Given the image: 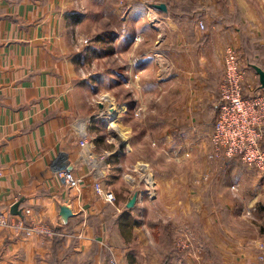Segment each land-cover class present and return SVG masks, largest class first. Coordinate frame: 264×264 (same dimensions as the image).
<instances>
[{
  "label": "crops",
  "instance_id": "crops-1",
  "mask_svg": "<svg viewBox=\"0 0 264 264\" xmlns=\"http://www.w3.org/2000/svg\"><path fill=\"white\" fill-rule=\"evenodd\" d=\"M186 1H158L167 12L148 11L153 0L121 1L127 10L113 39L111 79L115 90L132 94L121 103L147 133L130 125L133 155L112 157V205L100 200L91 178L78 194L57 174L77 154L73 124L91 114L89 87L98 81L81 74L84 60L94 56L82 50V32L89 25L98 36L103 19L89 21L83 0H0V212L11 222L42 216L61 234L27 238L2 230L0 264H111L113 258L116 264H264V180L237 158L221 164L209 158L227 47L238 50L246 93L264 95L254 69L264 67V0ZM152 141L159 146L156 165L139 148ZM132 158L163 171L156 174L155 196L138 195L128 209L136 193L125 169ZM216 168L212 196H201L193 173L213 176ZM18 202L22 216L11 213ZM62 206L73 212L66 224ZM179 238L186 248L179 249Z\"/></svg>",
  "mask_w": 264,
  "mask_h": 264
},
{
  "label": "built area",
  "instance_id": "built-area-1",
  "mask_svg": "<svg viewBox=\"0 0 264 264\" xmlns=\"http://www.w3.org/2000/svg\"><path fill=\"white\" fill-rule=\"evenodd\" d=\"M159 18L154 16L153 22L157 23ZM201 30L205 29V23L200 22ZM225 69L220 83V105L214 131L210 136L212 147V158L214 159H239L247 168L255 171L264 180V95H248L245 90L246 70L243 68L238 50L229 46L224 54ZM108 97V96H106ZM98 102L101 108L86 118L78 119L73 128L78 137V151L73 157H69L67 162L59 168L57 174L68 192L81 194L83 183L91 178L94 182V190L100 200L104 203L114 205L117 201L116 195L107 185L112 169L110 159L117 154L127 153L128 148H120L121 144L109 152H98L96 138L91 135V128L95 122L105 121L106 128L113 136L111 142L115 141L117 127L114 123L120 124V119L124 113L121 109H110L108 99ZM142 110L135 111V115L140 117ZM103 121V122H104ZM117 138V139H118ZM123 145V144H122ZM147 167L146 165H142ZM72 167L71 170L69 168ZM138 168V167H137ZM137 170H135L136 172ZM3 171L0 169V178ZM134 181L132 177L127 178ZM146 191H140L139 198L148 194L154 197L153 179H144ZM10 215L0 212V238L1 231L12 228L27 238L40 237L45 239L54 238L61 235L57 229L52 227L42 216H38L34 221L26 222L25 219L10 221ZM80 233L78 238H83ZM189 243L178 239L179 249L186 248ZM260 259L264 261V245ZM111 264H116L115 259H111Z\"/></svg>",
  "mask_w": 264,
  "mask_h": 264
},
{
  "label": "rangeland",
  "instance_id": "rangeland-1",
  "mask_svg": "<svg viewBox=\"0 0 264 264\" xmlns=\"http://www.w3.org/2000/svg\"><path fill=\"white\" fill-rule=\"evenodd\" d=\"M121 1H123V0H83L82 4H83V7L86 9L85 14H87L89 21L95 22V18L97 17V14H98L103 19V21L99 20V23L102 24L101 25L102 30L108 29V30L113 31L114 33H118L120 30H122L124 28L123 18L126 16L125 14H126V10H127V8H126L127 6L122 5ZM153 1H154L153 3H155V4L156 3L157 4H164V3H158V1H160V0H153ZM172 1H174V0H172ZM187 1H191V0H187ZM150 3H151V1H150ZM74 5L77 6L76 3H74ZM150 10H153L156 12L160 11V10L155 9L154 5L152 6V9H149L148 11H150ZM167 11H168V7H167ZM184 11H186V10H184ZM184 11H183V13H184ZM193 11H195V12L198 11L201 14H203L205 12V10H202V9H196ZM160 12H162V11H160ZM150 17L152 20L151 24H156L155 22H153L154 17L152 15ZM199 18H201V16ZM90 28H91V26L85 25L84 30L82 32L83 34H85V36H82L84 38H83V40H81L82 43H80L81 44L80 46H82V50L84 49V47H85V49L86 48L90 49L89 51H91V49L93 47H94V49H95V47H97L99 50L97 53L93 54L94 56L89 57V59H87V60H84L83 65L81 67V74L86 73L88 79H92V78L96 79L97 78V80H98V81L95 80L96 83L92 81L91 86L89 87V91H90L89 93L91 94L90 96L92 99V105H90L91 106V109H90L91 114H94L96 112V110L98 109V106H99V108L102 107L98 104V102H101L103 99L106 100L105 98L111 99L113 102V105L116 104L117 108H119V109L125 108V109H122V111L124 113L122 114V117L120 119V124H121L122 128L120 130H118V131H121L122 134L125 133V135H123V137L118 138L115 136V141L111 142L110 137H112V136L106 128L105 121L104 120H103L104 122L101 121L102 119L95 122L94 125L92 126V128H93V129L91 128L92 133L96 132L97 135L99 136V138L97 137L96 142H95L96 146H97V151L98 152H105V151L111 152L116 148L115 147L116 145L122 143L123 145L121 144L120 148L126 149V148H128L127 146L129 145L130 150L127 153L133 155L132 149L130 146L131 140L133 139L132 133L129 130L130 125L132 127H134L135 126L134 124H136L137 128L140 129L139 132H142L144 134L147 133V131L145 130V126L143 123L141 125H139L137 122L134 121V119H132L131 115L129 114V109L128 108L126 109V106H124L122 104L124 101L127 102L128 98L132 94L128 93V89L126 87H124L123 89H119V90H117V89L115 90L113 87L114 84L112 83V79H111L112 78L111 69L113 68V65H112L113 57H112V54L110 51V50H112V51L114 50V46L113 45L111 46V44H113V41H111V43L109 42V45H107V46H105L104 43H99L97 41H94L95 37L92 36L93 32H91V34L89 33ZM96 54H102V56H100L101 61L96 60L97 59L95 56ZM101 62L103 63V66H101ZM97 68H98V70H97ZM103 69H104V72H103ZM100 72H103V74H101ZM106 96H108V97H106ZM134 115H135V113H134ZM118 131H116V132L118 133ZM100 134H102V136L103 135L107 136V138L106 139L101 138ZM91 135L95 136L94 134H91ZM120 138H122V139L124 138V139L122 140ZM140 143H141V141H140ZM139 148L143 150L142 152H143V155L145 156L146 159L153 162L154 165L157 164V160L159 159V154L157 152V149L159 148V146L156 143V141L150 142L148 144V146L143 144ZM118 155L119 154H117L115 156H118ZM211 156H212V154L210 153L209 158L211 159V161H215V162L217 161V164H221L222 161H224V159H226V158L214 159ZM112 157L110 159V163H111V166L113 169L115 162H114V158H112ZM186 157H190V154H187ZM143 164L146 165L147 167L142 166ZM130 165H132V166H130ZM136 165L137 164L135 163L134 158H132V159H130V161H128L127 167H129V168L128 169L125 168V169H126V175H129L134 180V181H132L128 177L127 181L135 184V186H136V193L135 194L139 195L140 191L143 190V188L139 190V183L141 185H143V184L145 185L144 179H149L151 177H152L153 181L156 182V174L160 171H163V170L159 169L156 166L153 167L150 163L147 164V162H140L137 166ZM216 167H217V165H216ZM135 170H137V171L135 172ZM185 171L187 172V169H185ZM199 171H201V173H199ZM131 174H135V175H131ZM190 174H192V173L190 172ZM217 174L218 175L220 174V168H219V170L216 168L213 176L211 175V171L206 172V170H196V172H194L192 175L194 177H193L191 183H192V185L197 186L198 189L201 190V193H200L201 196H208V195L212 196L211 188L213 186L214 181L211 178L214 179V177H217ZM150 175H151V177H150ZM109 178H110V176H109ZM109 178H108V180H109ZM141 178H142V182H141ZM155 185L153 186L154 188H155ZM114 194H115V192H114ZM145 196H148V194ZM145 196H143V199L145 198ZM105 204H108V203H105ZM246 218L247 219L250 218L248 214H247ZM235 223L239 224L240 222L235 221ZM263 231H264V229H263ZM181 240H183V239H181ZM171 241L172 242H170V243H172V244H170V245H173V243L175 245L174 238H171ZM263 245H264V243H262V245L259 246L260 254L262 253V246Z\"/></svg>",
  "mask_w": 264,
  "mask_h": 264
},
{
  "label": "water",
  "instance_id": "water-1",
  "mask_svg": "<svg viewBox=\"0 0 264 264\" xmlns=\"http://www.w3.org/2000/svg\"><path fill=\"white\" fill-rule=\"evenodd\" d=\"M154 8L157 10H160L162 12H167V6L165 4H155ZM254 69L258 73V75L260 77L261 86L264 89V70L258 66H254ZM111 136H113V135L111 134ZM71 169H72V167L69 168V170H71ZM137 200H138V194H135L132 197V199L129 201L127 208L132 209L136 205ZM20 204H21V202H18L12 207V209H11L12 215L22 216V211L19 209ZM72 216H73V212L68 206H62L61 207L60 217H61V223L62 224H66Z\"/></svg>",
  "mask_w": 264,
  "mask_h": 264
},
{
  "label": "trees",
  "instance_id": "trees-1",
  "mask_svg": "<svg viewBox=\"0 0 264 264\" xmlns=\"http://www.w3.org/2000/svg\"><path fill=\"white\" fill-rule=\"evenodd\" d=\"M104 15V14H103ZM99 15L97 14V17ZM117 35V33H114L113 31L111 30H108V29H104L98 36H96L94 38V41H97L99 43H104L105 46L109 45V42L111 43V41H113L114 37ZM112 46V44H111ZM93 47V46H92ZM91 51H93V54L94 53H97L99 50L97 47H94L91 49ZM111 51V54H112V50ZM100 56H102V54H99ZM264 69V67H262ZM247 94V93H246ZM254 95H261V94H254ZM248 96V94H247ZM250 96V95H249ZM220 105V104H219Z\"/></svg>",
  "mask_w": 264,
  "mask_h": 264
},
{
  "label": "bare ground",
  "instance_id": "bare-ground-1",
  "mask_svg": "<svg viewBox=\"0 0 264 264\" xmlns=\"http://www.w3.org/2000/svg\"><path fill=\"white\" fill-rule=\"evenodd\" d=\"M148 15V14H147ZM108 99V104L110 105L109 107H110V109H114V111L115 110H117V108H116V106L115 105H113V102H112V100L111 99H109V98H107ZM122 109H125V108H121V110ZM130 110V109H129ZM128 111V110H127ZM112 126H113V128H114V126H116L117 127V129H116V131H118V130H120L122 127H121V124H116V123H114V124H112ZM118 134L120 135L119 137H123V135H125V133H123L122 134V132L121 131H118ZM126 137V136H125ZM120 139H122V138H120ZM124 139V138H123ZM122 139V140H123ZM128 142V141H127ZM150 177H151V175H150ZM151 180H152V177L150 178Z\"/></svg>",
  "mask_w": 264,
  "mask_h": 264
}]
</instances>
